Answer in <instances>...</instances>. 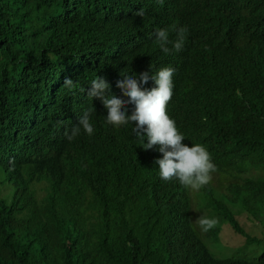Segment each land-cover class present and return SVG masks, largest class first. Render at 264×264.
<instances>
[{
	"label": "trees",
	"instance_id": "trees-1",
	"mask_svg": "<svg viewBox=\"0 0 264 264\" xmlns=\"http://www.w3.org/2000/svg\"><path fill=\"white\" fill-rule=\"evenodd\" d=\"M179 26L183 49L162 53L152 34ZM165 66L167 114L215 165L198 189L161 180L155 146L106 125L87 96L94 76L120 96L121 71ZM92 107L93 135L67 140ZM236 208L264 226V11L252 0H0V264H264V234L246 233ZM201 216L215 219L207 232ZM230 231L245 238L235 251Z\"/></svg>",
	"mask_w": 264,
	"mask_h": 264
},
{
	"label": "clouds",
	"instance_id": "clouds-1",
	"mask_svg": "<svg viewBox=\"0 0 264 264\" xmlns=\"http://www.w3.org/2000/svg\"><path fill=\"white\" fill-rule=\"evenodd\" d=\"M186 32L185 26H179L174 29L172 39L163 28L156 29L152 35L160 51L167 55L183 49ZM173 72L174 69L169 66L139 74L121 71L122 78L116 81L120 96L111 94L109 83L104 77L97 75L89 82L87 96L91 99L98 98L106 109V125L118 128L131 124V131L140 147L149 150L155 146V150L162 154L154 161L161 180L174 179L186 188L198 189L208 183L215 165L202 144L182 143L184 134L166 112V104L173 93ZM149 80L152 81V86L144 87ZM63 86L71 90L74 87L73 79L65 77ZM128 105H131V109ZM92 110L93 107L84 110L78 116L77 123L65 131L67 140L71 141L81 130L88 136L93 135L94 127L89 116ZM196 223L201 232H207L215 224V219L201 216Z\"/></svg>",
	"mask_w": 264,
	"mask_h": 264
},
{
	"label": "rangeland",
	"instance_id": "rangeland-1",
	"mask_svg": "<svg viewBox=\"0 0 264 264\" xmlns=\"http://www.w3.org/2000/svg\"><path fill=\"white\" fill-rule=\"evenodd\" d=\"M263 175V172L257 171V170H251L250 177H253L256 179L257 177H260ZM247 177V176H245ZM240 225L243 227V229L248 233L250 236L260 238L261 235L264 234V226L258 223L255 219H252L253 221L249 220L245 213H243L239 208H236ZM227 234L222 235V241L223 243L227 244V246L232 247L235 251L236 249L234 246L239 245L240 247L241 243L244 241V236L237 237L235 234H233L231 231L226 232ZM221 241V242H222ZM256 251V250H255ZM232 252V251H231ZM250 257H254L250 252L248 253ZM231 257V256H229Z\"/></svg>",
	"mask_w": 264,
	"mask_h": 264
},
{
	"label": "water",
	"instance_id": "water-1",
	"mask_svg": "<svg viewBox=\"0 0 264 264\" xmlns=\"http://www.w3.org/2000/svg\"><path fill=\"white\" fill-rule=\"evenodd\" d=\"M252 3H255L261 11H264V0H252ZM254 170H257V169H254Z\"/></svg>",
	"mask_w": 264,
	"mask_h": 264
},
{
	"label": "bare ground",
	"instance_id": "bare-ground-1",
	"mask_svg": "<svg viewBox=\"0 0 264 264\" xmlns=\"http://www.w3.org/2000/svg\"><path fill=\"white\" fill-rule=\"evenodd\" d=\"M252 259V261H253V258H251Z\"/></svg>",
	"mask_w": 264,
	"mask_h": 264
}]
</instances>
